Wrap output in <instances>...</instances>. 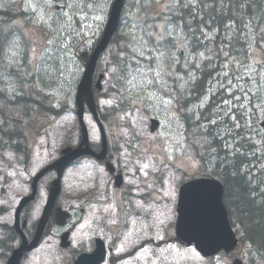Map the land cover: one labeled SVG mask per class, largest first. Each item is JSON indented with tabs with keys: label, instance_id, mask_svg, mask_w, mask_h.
Wrapping results in <instances>:
<instances>
[{
	"label": "rangeland",
	"instance_id": "rangeland-1",
	"mask_svg": "<svg viewBox=\"0 0 264 264\" xmlns=\"http://www.w3.org/2000/svg\"><path fill=\"white\" fill-rule=\"evenodd\" d=\"M89 1L55 0L57 5L62 3L74 5V8L65 9L71 13V23H65L68 17L61 18L63 27L60 31L63 33L61 39L64 40V45L58 47L46 43L53 35L52 28L49 27L51 22L36 23L35 17L41 11L42 0H0V10L8 8L11 14H15L11 19H3L0 23L3 31L12 30L10 40L6 41L0 50L2 73L0 78V226L2 227H0V239L2 241L7 238L3 231L7 233L13 224L14 210L19 200L30 192L31 178L64 146L75 143L79 136L74 94L82 68L77 56L81 51L90 49L93 43L90 38L102 31L100 27L102 13L110 8L113 2V0L102 3L99 1L94 7ZM170 2L175 0H152L150 6L141 8V3L147 4V0H140V3L138 0H127L122 11L124 16L120 30L100 55L93 77L95 79L98 73L104 75L102 92L95 95L96 109L108 137L109 149L114 151L115 159L124 171V188L120 192L110 191V196L115 194L116 203L119 197L121 200L122 191H126L124 200L130 202V205L139 212L146 214L144 220L135 218V225L132 223L131 229H136V233H140V241L154 236L150 255L146 256L147 262L151 264L183 263L178 258L182 248L175 241L173 233L174 197L178 184L176 179L186 174L190 177L198 173L204 174L212 169L210 159L204 160L205 164L201 167L197 159L199 155L204 154L202 148L206 149L205 145L208 146L205 140L211 136L203 134L205 123H211L215 130L212 135L217 140L224 126L227 133H230V136H224L220 140L223 144L218 149L215 140L211 139L210 142L211 148L218 150L222 157L223 169L237 171L240 176H244L245 170L251 167L252 183H248L249 189L257 187L259 191L264 192L262 191L264 190L262 140L264 134L259 127L264 115V45H254L249 49L248 54H244L240 46L234 49L231 40L225 39L224 41H229L231 46L216 48L207 44L211 42L210 37L213 34L207 30L202 32L207 38L204 41L206 44H193L188 38V33L175 24L169 16L175 13V10L165 13L164 5ZM99 7L102 13H98ZM53 10L59 11L58 8ZM145 12L149 17L147 23H154L151 17L157 14L166 15L168 19H160L157 16L155 23L165 25L171 31L172 36L166 37L167 39L175 37L172 45L174 56L168 58V53L165 52L166 59L161 64L163 73H166L162 77V82L147 87H144L140 77H137L132 84H128L123 78L129 70V64L135 67L132 58L136 53L132 51L131 37L132 33L137 37L142 35L141 26L144 23ZM97 16L101 19H96ZM88 22L90 25H86ZM52 27L58 28L59 25ZM227 27L233 26L228 23ZM162 32L163 28L159 26L155 28L156 34L151 37L149 49ZM230 32L235 36V32L231 30L223 33ZM33 46L37 56L48 48L47 58L39 71L33 58ZM13 52L16 53L15 56L12 55ZM157 55L159 53H152L153 69L156 67L154 57ZM210 59L214 60L212 66L215 70L214 75L208 76L206 84L196 88L198 93L195 97V93H190L192 82L196 81L202 64ZM147 63L148 61L141 59V67L145 70ZM169 64L171 68L168 67ZM190 65L194 70L190 69ZM154 76L155 71L150 72L148 78L152 79ZM128 79L131 77L129 76ZM229 83L232 86L236 84L238 100L237 109H233L231 113L234 120L231 124L224 122L226 117L230 116L228 109L222 110L219 107L225 91L230 94L234 90L226 87ZM152 93L155 95L148 99ZM213 93L216 95L215 99L211 98ZM184 94L192 95L187 108L180 100ZM19 97H22V101H17ZM227 99L222 102L223 105L229 102H226ZM199 108L204 109L197 113ZM182 109L189 114L188 125L184 120L186 113L182 117L179 116ZM152 118L159 122L158 130L154 133L149 132V121ZM84 123L91 143H98L99 131L87 111L84 115ZM189 130L190 134H195L190 140L193 156L187 149V147L191 148L187 139ZM19 136L23 138V144L30 149L27 161L25 156H19L13 148ZM237 148L240 151H237ZM243 155L244 160H242ZM214 161L216 166L220 165L219 157L215 156L212 159V165ZM144 165L148 167L144 168ZM95 170L94 167L91 168V171ZM171 172L174 174L172 175ZM66 175V179L62 181L64 187L58 206L66 201L73 202L78 191L77 167H70ZM51 178L52 176L48 175L41 180L35 201L27 207L26 214L31 221L39 218L47 197L44 187ZM95 179L97 187L105 183V180L97 175ZM111 186L112 182L108 188L110 189ZM155 191L158 192L161 200L157 205H152L149 204L148 197H157ZM115 208L116 206L112 211ZM127 221L129 223V219ZM126 228L121 229L120 233H124ZM236 231H239V228H236ZM159 241H163L161 245H158ZM139 242L134 244L123 241L121 251L111 253L103 264H143L139 254L134 258L125 257L117 261L118 256L127 254L126 252L137 247ZM12 244L16 246L17 242L13 241ZM189 252H192L191 255L188 254L191 264L194 259L197 260L195 264H207L197 253ZM234 252L238 257L246 259L245 264H262L246 244H239ZM8 255V251L0 248V264H6ZM44 262L59 264L57 250L51 249L47 253L37 254L27 263L43 264ZM208 264H229V260L224 256L215 257Z\"/></svg>",
	"mask_w": 264,
	"mask_h": 264
},
{
	"label": "flooded vegetation",
	"instance_id": "flooded-vegetation-1",
	"mask_svg": "<svg viewBox=\"0 0 264 264\" xmlns=\"http://www.w3.org/2000/svg\"><path fill=\"white\" fill-rule=\"evenodd\" d=\"M99 1H101L102 3L106 0H93V1L90 0L89 2L93 3L95 7V4L98 3ZM108 10L109 8L106 11H104V13H102L100 12V7L98 8V13H102V17H103L100 23L101 28L105 24L108 15ZM86 25H90V22H88ZM98 38H99V33L96 34L93 38H90L93 40L92 45L98 40ZM1 74L2 73L0 71V78H1ZM237 105H238L237 99L234 101V106H232L231 101L227 103L226 107L228 109V114L230 116L226 117V119L224 120L225 123L226 122H229L230 124L232 123L233 114L231 113L233 109L234 110L237 109ZM235 123L237 124V120L235 121ZM203 133L205 136L215 133V130L212 128L211 123L204 124ZM227 135L230 136V133H227L226 126H224V128H222L221 131L219 132L218 139L221 140L223 139L224 136ZM16 141L17 142L13 145V148L15 149L16 153L19 156H24V151L22 148L18 147V144H21V146H23L29 152L30 149L23 144L22 139L21 141L19 140ZM78 144H79V138L78 140L76 139L75 143H70L64 146V148L75 147ZM90 147L94 151H100V149H97V146L90 145ZM61 150L55 155L52 161H54L57 157L60 156ZM107 158H109L110 162H112L116 167V171L112 175L108 174L104 167L105 160ZM107 158H105V160L103 161V160H98L94 157L84 155V156H80L76 160L69 162L65 166L64 170L76 166L77 179H79L78 191L74 201L73 202L66 201L59 205L61 206L60 207L61 209H63L68 213V219L66 221V225L64 227H58L55 223L54 214L52 212L47 222L46 229L44 233H42V236L39 242L37 243L36 247L33 248V250H31L30 253L23 256V258L20 261V264H28L27 262L32 261L33 258L37 256V254L47 253L51 249L57 250L58 258L60 261L59 264H74L75 259L77 258L78 255L82 253H91L95 249L96 245L99 243L98 240H100L104 244L107 250V255H106L107 258L111 255V253L113 252L116 253L121 251L123 247V241L129 243L130 240L133 241L136 240L134 244H137L140 241L139 240L141 238L140 233H136V229H131L132 219L138 218L140 220H144L146 214L143 212H139L133 205H130V202L124 200L123 196L126 194V191H122L121 200L119 197L118 202H116L119 204H116L114 202L115 194L114 195L111 194L110 196V191L120 192L124 188L123 185L124 171L121 168V166H119L118 162L115 161V156L110 150H108ZM92 167H94L96 170L91 171ZM53 172L54 171H52V173ZM116 172H120L122 176V183L120 187H114L113 185ZM171 173L172 175L174 174V172ZM49 175H52V178L46 183L44 187L46 189V196L49 191L50 182L56 178L55 172ZM96 175L99 178L105 180V183L100 187H97L95 185ZM189 178H190L189 174H186L183 178H180L176 181H178L179 183L188 180ZM111 182H112V186L109 189L108 186L110 185ZM62 184H61L60 196L63 190ZM156 193H157V197L151 198L149 204L157 205V202H159L160 197L158 196V192ZM59 198L55 204V207H58ZM145 202L147 203L148 201ZM114 206H116V208L114 209V211H112ZM26 213H27V208H25L21 212L20 222H26V227L24 229L23 234L26 240L30 242L35 234L34 232L37 225V220L36 221L29 220L28 219L29 216H27ZM127 219H129V223ZM125 227L127 228L124 231V233H120L121 229ZM64 233L67 234L66 239L63 241V243H65L66 246L61 247V243H62L61 236ZM15 241L18 242L17 245L21 241L18 233H15ZM126 253L127 254L118 256L117 261L121 258L126 257V259H128L130 257L139 254V257H141L140 260L143 262V264H151V262H147L146 256L147 254L150 255V246L146 245L145 240L143 241L141 240L137 247ZM151 258L152 257L150 256V259ZM43 264H56V263L44 262Z\"/></svg>",
	"mask_w": 264,
	"mask_h": 264
},
{
	"label": "water",
	"instance_id": "water-1",
	"mask_svg": "<svg viewBox=\"0 0 264 264\" xmlns=\"http://www.w3.org/2000/svg\"><path fill=\"white\" fill-rule=\"evenodd\" d=\"M123 3L124 0H114L105 30L99 43L89 55L88 53L83 52L78 57L83 66V73L77 85L74 100L77 108L76 115L80 125L81 143L75 149L67 148L63 150L61 158L41 170L33 178L31 194L22 198L15 211V230L20 234L22 243L18 249L12 252L7 264H19V260L23 253L30 251L36 246L53 209L55 200L60 192L61 174L58 175V178L52 183L48 200L35 230L36 234L33 240L28 244L19 227V215L22 209L34 199L36 195V184L39 178L50 170H57L60 173L69 162L82 155H91L96 159H103L106 155V144L103 136L104 131L98 120L93 99L92 77L99 56L108 46L110 39L118 27L120 11ZM102 79L103 75H98L97 81L94 85V88L98 92L101 91L102 88ZM85 109H87V111L93 116L100 129V133L102 134L103 145L99 153H95L89 148L87 129L83 122ZM157 127L158 122L156 120H150V132L153 133ZM107 169L109 171L113 170L109 162L107 163ZM119 178L120 177L115 179L116 185L119 184ZM222 193V186L212 179L193 180L185 184L179 191L176 235L180 240L187 244L192 242L195 243L196 248L204 255L214 254L221 249L229 251L236 244L235 236L229 227L226 210L221 202ZM54 214L56 224L63 226L68 214L63 212L60 208H57ZM22 227H25V223ZM66 237L67 234L62 236V246H66V244L63 243ZM103 258V246L98 245L91 254L80 255L74 264H100L103 261ZM233 264H241V261L235 259Z\"/></svg>",
	"mask_w": 264,
	"mask_h": 264
},
{
	"label": "trees",
	"instance_id": "trees-1",
	"mask_svg": "<svg viewBox=\"0 0 264 264\" xmlns=\"http://www.w3.org/2000/svg\"><path fill=\"white\" fill-rule=\"evenodd\" d=\"M188 0H179V3H187ZM195 8L178 7L175 9V13H171L169 16L175 22V24L182 27L188 38L192 40L193 44L205 45V39L203 31L207 30L212 32L211 42L207 44L214 45L216 48L222 46L230 47L234 44V49L240 46L243 49L244 54H248L249 49L254 46L264 45V0H195ZM0 11V19H10L15 16L11 14L8 8ZM0 20V21H1ZM1 23V22H0ZM5 24L7 22H4ZM231 23L233 27L228 28L227 24ZM235 32V36L230 32L224 34V31ZM1 47L3 44L10 40L9 31H3L0 27ZM225 39H230V42H225ZM225 40V41H224ZM215 52V51H214ZM214 59V55H213ZM210 59L208 62L202 64V68L198 73V77L194 82V93L197 96L196 88L206 84V78L215 71L212 66L214 60ZM236 62V61H235ZM190 69L194 70V67L190 65ZM222 81V78H221ZM215 95V93H214ZM19 100L22 101V98ZM245 137V134H243ZM214 140V139H212ZM217 149L221 146L220 142L215 140ZM210 148V147H209ZM204 154L199 155L200 159L211 160L217 156L221 162V156L218 150L212 151L208 148H202ZM211 152L208 156L206 153ZM215 154H214V153ZM245 156H242L244 160ZM216 162V161H215ZM248 165V163H245ZM247 172H244V176L238 175V181L233 186L226 187L225 204L228 209V215L232 218L236 224L240 222L243 226V240L247 241L251 248H254L258 253L257 255L264 261V203L257 204L256 200L259 197L252 198V191L249 189L247 182ZM259 189V188H258ZM234 192V195L230 196V191ZM262 196V192L259 191L258 196ZM251 205V207H249ZM243 206V207H241ZM238 210V213L236 211ZM236 212V215H235Z\"/></svg>",
	"mask_w": 264,
	"mask_h": 264
},
{
	"label": "snow or ice",
	"instance_id": "snow-or-ice-1",
	"mask_svg": "<svg viewBox=\"0 0 264 264\" xmlns=\"http://www.w3.org/2000/svg\"><path fill=\"white\" fill-rule=\"evenodd\" d=\"M152 0H147V4L141 3V8H146L150 6ZM138 3H140V0H138ZM91 7V5H89ZM178 7H196L195 0H188L187 3L181 4L179 3V0H175V2H170L166 5H164V11L165 13H171ZM58 8L59 11H54L53 9ZM74 8V5L71 3H62L57 5L55 0H42V8L39 14L35 17L36 23L38 24H49V27L52 28L53 35L47 40V45L52 46H63L64 40L61 39L63 33L60 31V28L63 27V24H61V18L62 17H68V20L65 21V23H71V13L69 11H65V9H71ZM33 11L35 12V7L33 8ZM157 16L160 17V19H168L166 15L160 16V14H157L156 16L151 17V19L154 21V23H147V20L149 19L147 12L144 13L143 17V25L141 26V33L142 35L140 37H137L135 33H132V51L136 53V55L132 58L135 63V67L132 66V64H129V70L127 74L123 77L128 84H132L133 81L137 79V77L141 78V81L144 85V87H147L148 85H154V84H160L162 82V77L166 73H163L161 69V64L166 59L165 52L168 53V58H171L174 56V53L172 52V45L175 37L173 39H167L166 37L172 36L171 31L165 26V25H157L155 23ZM96 19H101V17L97 16ZM52 25H59L58 28H53ZM159 26L163 28V32L159 34V39L156 41L155 44L151 45V49H149V44L151 43V37L156 34L155 28ZM133 27H136V25H133ZM140 41H143V43H140ZM15 46V45H14ZM223 50V49H222ZM33 52V58L36 60V69L39 71L41 69V65L46 60V54L48 52V48H45L43 52H41L38 56L36 55V49L35 46L32 48ZM156 52L159 53V55L154 57V60L156 62V67L153 69L152 63V53ZM13 56L16 55L15 52L12 53ZM227 55V53H225ZM141 59L148 61L146 67V70L141 67ZM17 69H19V65L16 66ZM169 68H171V64L168 65ZM155 71V76L152 79H149V73ZM131 77V79H128V77ZM166 90V89H165ZM155 93H152L148 99H151L152 96H154ZM203 147V145H201ZM237 151H240L239 148L236 149ZM212 151H216V149H212ZM144 168H147L148 165H144ZM264 191V190H262ZM192 251V250H189Z\"/></svg>",
	"mask_w": 264,
	"mask_h": 264
}]
</instances>
